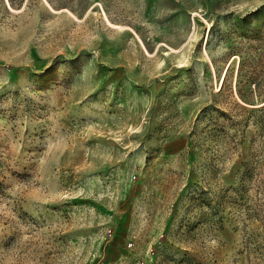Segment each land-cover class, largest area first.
Instances as JSON below:
<instances>
[{
	"label": "rangeland",
	"instance_id": "374dc122",
	"mask_svg": "<svg viewBox=\"0 0 264 264\" xmlns=\"http://www.w3.org/2000/svg\"><path fill=\"white\" fill-rule=\"evenodd\" d=\"M0 264H264V0H0Z\"/></svg>",
	"mask_w": 264,
	"mask_h": 264
}]
</instances>
